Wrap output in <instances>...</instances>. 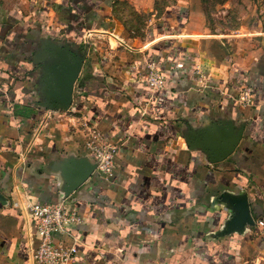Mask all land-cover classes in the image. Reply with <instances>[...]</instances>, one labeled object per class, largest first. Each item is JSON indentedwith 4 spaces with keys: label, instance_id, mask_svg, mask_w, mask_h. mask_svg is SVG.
<instances>
[{
    "label": "crops",
    "instance_id": "1",
    "mask_svg": "<svg viewBox=\"0 0 264 264\" xmlns=\"http://www.w3.org/2000/svg\"><path fill=\"white\" fill-rule=\"evenodd\" d=\"M127 8L148 17L141 34ZM260 14L227 38L192 26L185 3L0 0V264H32L23 206L72 186L74 264H264ZM66 59L80 66L70 116L50 109ZM149 64L163 88L148 85ZM245 86L254 100L242 108ZM84 123L120 145L113 179L89 173Z\"/></svg>",
    "mask_w": 264,
    "mask_h": 264
},
{
    "label": "built area",
    "instance_id": "2",
    "mask_svg": "<svg viewBox=\"0 0 264 264\" xmlns=\"http://www.w3.org/2000/svg\"><path fill=\"white\" fill-rule=\"evenodd\" d=\"M147 83L153 90L163 88L164 75L154 64L148 65ZM234 100L242 108L253 104L254 93L248 87L237 91ZM76 112L75 106L64 111L66 116ZM85 148L95 157V172L103 178L113 179L117 173V156L120 145L110 143L101 130L83 124ZM75 192L63 197L54 204L27 201L23 208L35 222L37 244L32 251V264H74L77 258V240L74 236L76 227L82 224L83 218L73 196ZM14 208H22L14 202ZM261 226L264 221H260Z\"/></svg>",
    "mask_w": 264,
    "mask_h": 264
},
{
    "label": "rangeland",
    "instance_id": "3",
    "mask_svg": "<svg viewBox=\"0 0 264 264\" xmlns=\"http://www.w3.org/2000/svg\"><path fill=\"white\" fill-rule=\"evenodd\" d=\"M159 8L165 5L185 3L194 10L192 26L203 35L242 37L250 34L254 22L261 18L264 0H155ZM129 6V5H128ZM124 15L131 20L136 34H141L147 21L146 15H136L131 8L124 9Z\"/></svg>",
    "mask_w": 264,
    "mask_h": 264
},
{
    "label": "water",
    "instance_id": "4",
    "mask_svg": "<svg viewBox=\"0 0 264 264\" xmlns=\"http://www.w3.org/2000/svg\"><path fill=\"white\" fill-rule=\"evenodd\" d=\"M65 67L60 71H56L54 75L58 79V89H59V98L55 101L56 105L50 107L51 110L56 111H66L69 109L73 102V94H74V87L75 83L78 79L80 66L74 65L70 63L69 60H64ZM96 170V163H92L89 167V173L95 172ZM78 186H72L69 190L65 193L64 197H68L76 192Z\"/></svg>",
    "mask_w": 264,
    "mask_h": 264
},
{
    "label": "trees",
    "instance_id": "5",
    "mask_svg": "<svg viewBox=\"0 0 264 264\" xmlns=\"http://www.w3.org/2000/svg\"><path fill=\"white\" fill-rule=\"evenodd\" d=\"M172 5H175L174 3H172V4H170V5H168V4H166L164 7L166 8V7H168V6H172ZM155 7H156V10L160 13V12H163V10L165 9H161V8H159V6H157V4H156V2H155Z\"/></svg>",
    "mask_w": 264,
    "mask_h": 264
}]
</instances>
